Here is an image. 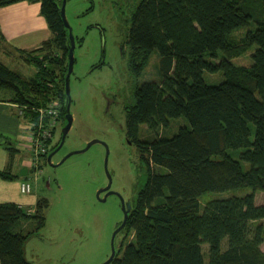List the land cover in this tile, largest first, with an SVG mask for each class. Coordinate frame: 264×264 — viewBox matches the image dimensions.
<instances>
[{"label":"trees","instance_id":"trees-1","mask_svg":"<svg viewBox=\"0 0 264 264\" xmlns=\"http://www.w3.org/2000/svg\"><path fill=\"white\" fill-rule=\"evenodd\" d=\"M17 1L0 0V6ZM27 1L40 3L51 36L22 54L35 67L32 76L0 62V90L19 106L59 97L64 125L69 37L62 0ZM249 1L141 0L134 10L128 65L139 71L157 49L160 76L138 85L126 108L127 134L146 163L147 179L125 227L133 238L123 241L109 264H264V226L256 223L264 219V203L255 202V192H264V21L247 31L239 46L228 39L252 19L245 8ZM254 44L251 65L230 61ZM218 51L219 62L205 58ZM205 70H221L224 79L208 84ZM34 116L29 111L28 117ZM180 116L187 125L171 136L158 134ZM142 124L152 137H137ZM53 138L45 157L59 144L60 138L55 144ZM236 148H243L238 157L228 152ZM0 176L11 177L9 170H0ZM243 186L252 191L200 202L204 193ZM47 205L42 197L27 212L15 202H0V264H33L24 257L27 234L20 228L29 220L41 227Z\"/></svg>","mask_w":264,"mask_h":264},{"label":"rangeland","instance_id":"rangeland-1","mask_svg":"<svg viewBox=\"0 0 264 264\" xmlns=\"http://www.w3.org/2000/svg\"><path fill=\"white\" fill-rule=\"evenodd\" d=\"M140 2L66 0L65 15L75 41L74 64L69 77L72 125L62 146L54 152L50 161L48 154L41 156L33 165L30 161L26 162L29 152L21 149L16 162L8 169L11 173H17L21 182L30 183V192L36 194V201L44 197L48 202L41 227L37 228V221L29 220L23 221L26 225L20 228L22 233L27 234L23 246L24 257L33 264L102 263L110 255L111 234L123 214L116 195L109 194L103 200V195L97 197V190L108 181V173L111 188L121 192L133 205L146 182V163L126 130V108L134 101L135 88L144 81L157 80L160 76L157 49L150 52L139 71L128 65L131 49L127 34L132 14ZM245 8L252 15L249 24L237 28L228 36L236 46L241 44L247 31L257 27L258 21H264L263 1L250 0ZM256 47L254 44L231 56L230 61L235 66L251 65V54ZM1 55L0 59L21 76L34 74L35 67L23 62L16 51ZM221 57L222 51H218L217 57L205 56L213 62H219ZM203 78L208 84H218L224 75L221 70H205ZM54 98L60 102L59 97ZM23 109L25 115H29V111L33 113L30 105ZM187 124L183 116L170 118L168 126L159 129L158 134L171 136L180 126ZM62 126L60 122L53 144L59 140ZM152 136L153 133L145 125L139 126L137 137L146 139ZM92 139L98 142L57 164L69 152L83 149ZM242 150L228 149V152L238 157ZM242 164L248 168L247 162L242 161ZM251 191L249 186L222 192L211 191L202 194L200 202L204 205L209 199L243 195ZM255 202L264 203L263 191L255 192ZM257 222L264 226V219ZM132 238L133 231L128 229L124 242ZM260 249L264 254V240Z\"/></svg>","mask_w":264,"mask_h":264},{"label":"crops","instance_id":"crops-1","mask_svg":"<svg viewBox=\"0 0 264 264\" xmlns=\"http://www.w3.org/2000/svg\"><path fill=\"white\" fill-rule=\"evenodd\" d=\"M50 36L48 24L40 13L39 2L20 0L0 6V58L3 56L1 54L8 55L13 50L26 62L22 54L38 47ZM0 62L5 64L2 59ZM3 91L0 90V170L8 171L21 149L29 152L27 138L30 118L24 111L20 112L18 103L10 101V94L6 91L2 94ZM27 161H30V156ZM22 162L25 163L24 160ZM9 174L10 178L0 176V202H15L27 212H33L36 194L21 192V180L17 173L9 171ZM25 225L23 223L22 227Z\"/></svg>","mask_w":264,"mask_h":264},{"label":"built area","instance_id":"built-area-1","mask_svg":"<svg viewBox=\"0 0 264 264\" xmlns=\"http://www.w3.org/2000/svg\"><path fill=\"white\" fill-rule=\"evenodd\" d=\"M61 103L57 99L50 100L44 105L31 106L35 113L34 118H30L29 135L27 138L30 154V162L33 165L39 161L41 156H45L49 143L52 140L55 131L59 126ZM26 105L20 106V112L24 111ZM20 190L23 193H29L31 186L28 181L20 183Z\"/></svg>","mask_w":264,"mask_h":264},{"label":"water","instance_id":"water-1","mask_svg":"<svg viewBox=\"0 0 264 264\" xmlns=\"http://www.w3.org/2000/svg\"><path fill=\"white\" fill-rule=\"evenodd\" d=\"M65 4H66V0H62L61 5H60V15L62 18V21L64 23V26L68 29V37H69V46H68V66H67V71L65 74V94H66V113H65V124L62 126L61 129V136H60V141L59 144L57 145L56 148H54L53 151H51L48 155V161H50L51 156L54 154V152H56L63 144L66 134L68 133L71 125H72V115L70 114V86H69V77L70 74L72 72L73 69V64H74V47H75V41H74V36L72 34L70 25L66 19V15H65ZM98 142L97 139H92L90 140L86 146L83 149L80 150H74L69 152L64 158H62L59 162H57V164L61 163L62 161L65 160L66 157H68L69 155L73 154V153H77V152H81L86 150L87 148H89V146H91L93 143ZM106 162H107V157H105V167H106ZM108 176V183L105 186L100 187L97 192L96 195L97 197H101L100 194L107 190L110 186H111V177L110 175L107 173ZM118 193V192H116ZM108 195L105 194L101 199L105 200L106 196ZM121 202H122V206H123V220L121 222V224L115 229V231L112 234V238H111V254L110 256L104 260L102 263L100 264H109L112 259L114 258L115 255V245H114V237L115 234L126 224L127 219H128V215H129V210H130V201L124 202V199L122 196H120Z\"/></svg>","mask_w":264,"mask_h":264},{"label":"flooded vegetation","instance_id":"flooded-vegetation-1","mask_svg":"<svg viewBox=\"0 0 264 264\" xmlns=\"http://www.w3.org/2000/svg\"><path fill=\"white\" fill-rule=\"evenodd\" d=\"M108 183V181L106 182V184ZM106 184H104L103 186H105ZM116 192H118V193H116ZM108 193V195L109 194H114V195H116L118 198H119V205H120V208H121V210H122V214H123V206H122V202H121V199H120V196H122V194H121V192H119V191H117V190H113L112 188H111V186L107 189V190H105V191H103L101 194H100V196H104L105 194H107ZM107 195V196H108ZM102 196V197H103ZM106 196V197H107ZM123 197V196H122ZM123 199H124V202H125V205H126V202L127 201H130V199H126L125 197H123ZM132 207H133V205H132V202L130 201V210H129V213L132 211ZM123 216H124V214H123ZM123 216H122V219L116 224V226H115V228H114V230H113V232L115 231V229L121 224V222H122V220H123ZM127 223V222H126ZM125 227H126V224L115 234V237H114V245H115V255H116V253L118 252V249L122 246V243H123V241H125V236H126V232H125ZM113 232H112V234H113ZM112 234H111V238H112ZM118 235H120V236H118ZM110 247H111V240H110ZM110 254H111V251H110ZM115 255H114V257H115ZM110 256V255H109ZM108 256V257H109ZM114 259V258H113Z\"/></svg>","mask_w":264,"mask_h":264}]
</instances>
